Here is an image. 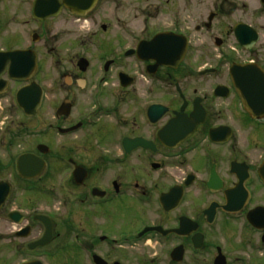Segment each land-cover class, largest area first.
I'll return each instance as SVG.
<instances>
[{
    "label": "flooded vegetation",
    "instance_id": "af4514ba",
    "mask_svg": "<svg viewBox=\"0 0 264 264\" xmlns=\"http://www.w3.org/2000/svg\"><path fill=\"white\" fill-rule=\"evenodd\" d=\"M215 1L0 0V264H264V117L231 76L261 35L222 21L264 0Z\"/></svg>",
    "mask_w": 264,
    "mask_h": 264
},
{
    "label": "water",
    "instance_id": "95a60500",
    "mask_svg": "<svg viewBox=\"0 0 264 264\" xmlns=\"http://www.w3.org/2000/svg\"><path fill=\"white\" fill-rule=\"evenodd\" d=\"M235 35L239 44L246 49H251L258 40V35L255 31L243 24L236 27ZM155 41L160 42L161 36H157ZM231 76L240 94L245 110L253 117H264V72L259 68L252 69L251 66L235 67L231 70ZM26 92H28V89H24L17 94V101L19 105H22L25 102ZM29 110L30 108L26 106L24 107V111L27 115H33V110ZM29 161L28 157L27 159L23 157L18 161L19 173L23 177L27 178H33L36 175H40L44 168L42 160H38V166L35 167V170L25 169V166ZM30 165L31 161L29 163V166ZM40 220L47 228L45 237L49 238V235L52 232V226L46 218L40 217Z\"/></svg>",
    "mask_w": 264,
    "mask_h": 264
},
{
    "label": "rangeland",
    "instance_id": "374dc122",
    "mask_svg": "<svg viewBox=\"0 0 264 264\" xmlns=\"http://www.w3.org/2000/svg\"><path fill=\"white\" fill-rule=\"evenodd\" d=\"M215 0H197V15L199 17V23L201 21H205L207 23V18L211 12L215 10V5H213V2ZM216 2V1H215ZM259 6L258 4L250 5L251 9L257 8ZM239 10L235 12L234 16H229L228 20H222L225 21L227 24L234 25L236 22L243 21L248 24H252L258 33L261 35V40L258 46V49H262L261 51V57L264 58V31L261 30V26H264V19H256L252 18L249 14H246L249 10H242L241 5H238ZM173 14H180L181 17L185 18L187 14L182 11V13L173 11L169 13V11L163 12L160 17V22H157L154 24L153 21H150V24L154 29L159 28L162 25H168L171 21V16ZM174 16V15H173ZM219 21H217L215 24H217ZM135 24L138 23V28H140L143 24V20H139L138 22H134ZM198 45H199V60L200 61H207L208 60V52L212 49V44H209V36L207 33H199L196 38ZM232 43V40H231ZM7 126H11L12 128H16L18 122H20L17 114H7Z\"/></svg>",
    "mask_w": 264,
    "mask_h": 264
}]
</instances>
